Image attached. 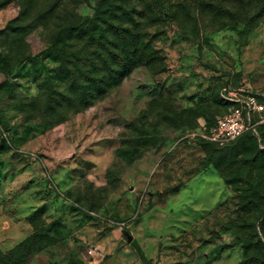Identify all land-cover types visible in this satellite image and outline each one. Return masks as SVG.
Instances as JSON below:
<instances>
[{"label": "rangeland", "instance_id": "374dc122", "mask_svg": "<svg viewBox=\"0 0 264 264\" xmlns=\"http://www.w3.org/2000/svg\"><path fill=\"white\" fill-rule=\"evenodd\" d=\"M86 17L92 37L54 45ZM232 107L251 110L237 141L196 134ZM11 251L0 264H264V0H0Z\"/></svg>", "mask_w": 264, "mask_h": 264}, {"label": "built area", "instance_id": "2783aa9c", "mask_svg": "<svg viewBox=\"0 0 264 264\" xmlns=\"http://www.w3.org/2000/svg\"><path fill=\"white\" fill-rule=\"evenodd\" d=\"M250 108L248 107L243 111L242 107H232L227 113L216 118V121L207 135L203 133H196L204 140L225 144L240 137L245 129L246 121L250 119ZM201 127L205 129V125L201 124ZM200 130V128H199ZM191 138L195 137V134L190 135ZM97 250L93 247L92 251ZM92 251H89L91 253Z\"/></svg>", "mask_w": 264, "mask_h": 264}, {"label": "trees", "instance_id": "16d2710c", "mask_svg": "<svg viewBox=\"0 0 264 264\" xmlns=\"http://www.w3.org/2000/svg\"><path fill=\"white\" fill-rule=\"evenodd\" d=\"M84 20L87 21L89 24L88 25H86V23L85 24H80V25H78L76 27L70 26V27H67V28L63 29L62 31H60L59 34L55 37L54 45H56L57 43H65L66 36H70L74 30H76L77 32H79V31L83 32V30H85V33L88 34L89 37H92L93 36V31L95 30L93 25H92L94 20H93V18H90V17H86ZM50 52L52 54H54V57L59 61V63L62 66V68H65L66 67V63H67V61H66L67 57H66L64 48L63 47H60V48L54 47V48H52L50 50ZM240 137H238L237 139H235L233 141L228 142L227 144L237 141ZM254 244L256 246L262 245V240L260 238L256 239L254 241ZM20 246H24V244L20 243V245H18L17 247H20ZM13 254L14 253L11 251L8 254H3V255H0V256H1L2 259H6L7 257H11Z\"/></svg>", "mask_w": 264, "mask_h": 264}, {"label": "water", "instance_id": "95a60500", "mask_svg": "<svg viewBox=\"0 0 264 264\" xmlns=\"http://www.w3.org/2000/svg\"><path fill=\"white\" fill-rule=\"evenodd\" d=\"M132 237L130 235H127V240L131 241Z\"/></svg>", "mask_w": 264, "mask_h": 264}]
</instances>
